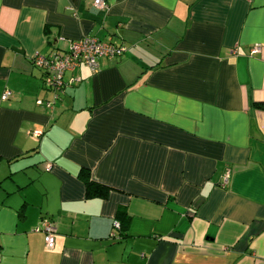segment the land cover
<instances>
[{
	"label": "crops",
	"instance_id": "1",
	"mask_svg": "<svg viewBox=\"0 0 264 264\" xmlns=\"http://www.w3.org/2000/svg\"><path fill=\"white\" fill-rule=\"evenodd\" d=\"M105 1L0 0V264H264V0Z\"/></svg>",
	"mask_w": 264,
	"mask_h": 264
},
{
	"label": "built area",
	"instance_id": "2",
	"mask_svg": "<svg viewBox=\"0 0 264 264\" xmlns=\"http://www.w3.org/2000/svg\"><path fill=\"white\" fill-rule=\"evenodd\" d=\"M95 9L105 10L107 3L105 0H93ZM59 41L64 42L63 38ZM260 47L254 45L250 53L258 52ZM124 47L110 42H105L93 36H85L77 41H67L66 48L62 51H51L47 54L36 53L32 58V65L41 73L42 86L46 91L57 96L64 87L63 76L65 73L74 72L80 66L87 67L92 73L99 69L100 60H112L124 54ZM74 80H71V84ZM11 93L4 91L2 100H7ZM39 134L33 133L32 137L37 138ZM51 166L46 165L45 171H50ZM227 176L223 179L226 184ZM114 228H118L117 222L113 223ZM43 235L45 249L51 251L54 248V228L49 220L43 219L40 225L34 230Z\"/></svg>",
	"mask_w": 264,
	"mask_h": 264
},
{
	"label": "trees",
	"instance_id": "3",
	"mask_svg": "<svg viewBox=\"0 0 264 264\" xmlns=\"http://www.w3.org/2000/svg\"><path fill=\"white\" fill-rule=\"evenodd\" d=\"M87 184H88V186H90V187H94V186H95V184H92V182H88Z\"/></svg>",
	"mask_w": 264,
	"mask_h": 264
}]
</instances>
